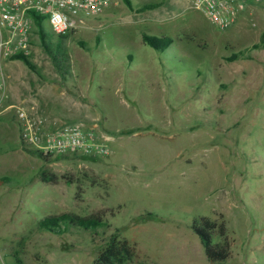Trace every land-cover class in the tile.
<instances>
[{
    "label": "rangeland",
    "instance_id": "obj_1",
    "mask_svg": "<svg viewBox=\"0 0 264 264\" xmlns=\"http://www.w3.org/2000/svg\"><path fill=\"white\" fill-rule=\"evenodd\" d=\"M130 2L118 0L64 41L44 23L46 45L69 57L67 82L36 32V68L8 64L51 85L61 79L58 87L83 101L81 117L34 105L49 122L109 135L112 154L46 161L21 145L14 112L1 117L0 264H94L116 233L135 249L127 264H211L191 228L204 217L226 222L225 264H264V1L227 30L190 0ZM144 35L172 44L157 51ZM22 77L18 86L31 89ZM149 212L160 219L135 223ZM61 214H103L106 225L61 234L40 227Z\"/></svg>",
    "mask_w": 264,
    "mask_h": 264
},
{
    "label": "built area",
    "instance_id": "obj_2",
    "mask_svg": "<svg viewBox=\"0 0 264 264\" xmlns=\"http://www.w3.org/2000/svg\"><path fill=\"white\" fill-rule=\"evenodd\" d=\"M118 0H0V118L14 112L21 145L32 151L52 155L107 157L112 154L111 137L82 125L49 122L32 105L12 104L3 64L17 55H30V36L35 32V17L40 16L60 37L88 27L89 19L99 17ZM264 0H190L192 8L220 30L231 28L250 3ZM97 128V126H95Z\"/></svg>",
    "mask_w": 264,
    "mask_h": 264
},
{
    "label": "trees",
    "instance_id": "obj_3",
    "mask_svg": "<svg viewBox=\"0 0 264 264\" xmlns=\"http://www.w3.org/2000/svg\"><path fill=\"white\" fill-rule=\"evenodd\" d=\"M128 6H131L130 0H125ZM155 6H149V9ZM35 32L42 36V40L45 44L46 50L49 53L53 63L55 64L62 81L66 82L71 75V64L67 54L56 55L45 43L46 34L44 30L43 17L37 16ZM66 36L61 37L60 40L64 41ZM144 41L157 51H165L170 47L172 41L167 38H158L155 36L144 35ZM261 42L264 43V34L261 37ZM83 45H85L82 42ZM23 59L31 69H35L30 63V57L26 55L14 56L11 60ZM232 59V58H231ZM233 60V59H232ZM30 151L31 154L37 156L40 159L50 161L52 154H43L39 151ZM67 155H57L56 158L62 159ZM44 182L47 180L42 175ZM160 218L154 213H147L139 216L135 223H147L151 221H158ZM106 225V221L103 214H96L89 217H82L74 214H61L56 216H49L40 221V227L43 230L55 232L61 234L66 232L71 227L80 228L86 231H94L100 229ZM193 232L199 237L207 259L211 264H225L232 255V244L229 239L228 228L226 222L212 221L208 217L201 218L198 221H194L191 226ZM219 237L220 242L214 243V238ZM135 249L126 239H121L119 235L113 234L108 240L105 249L98 255L94 264H127L134 260ZM19 261V260H18Z\"/></svg>",
    "mask_w": 264,
    "mask_h": 264
},
{
    "label": "crops",
    "instance_id": "obj_4",
    "mask_svg": "<svg viewBox=\"0 0 264 264\" xmlns=\"http://www.w3.org/2000/svg\"><path fill=\"white\" fill-rule=\"evenodd\" d=\"M46 21H44L45 23ZM14 60H9L6 68H3L4 75L6 77L7 86L11 95L10 102L12 104L15 103H23L27 108H30L32 105L42 104L46 109H49L52 112H57L60 118H68L72 119L73 117H81V107L83 101L78 99L77 97L69 98L66 88L61 90L60 85H62L61 79L57 80L54 85H51L47 79L43 77V75H38L35 79L31 75L22 74V72L18 71L16 68L11 69L9 67V63ZM33 71V70H32ZM29 76L32 84L31 89H21L22 87L20 81L23 79L22 76ZM42 76V77H41ZM27 78V77H26ZM45 79L46 81H44ZM60 82V84L58 83ZM67 82V81H66ZM25 83V82H24ZM64 85V84H63ZM34 95L38 98H34ZM67 98V102L63 104V100ZM76 99V101L74 100ZM78 99V100H77ZM74 107H72V106ZM68 107L72 109L68 110ZM66 111V114H65ZM83 115V114H82ZM84 117V116H83ZM84 120V119H83Z\"/></svg>",
    "mask_w": 264,
    "mask_h": 264
}]
</instances>
